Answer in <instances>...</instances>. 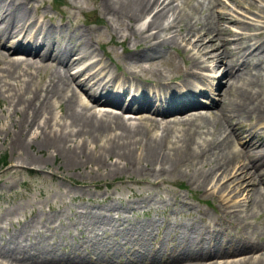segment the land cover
<instances>
[{
  "label": "bare ground",
  "instance_id": "1",
  "mask_svg": "<svg viewBox=\"0 0 264 264\" xmlns=\"http://www.w3.org/2000/svg\"><path fill=\"white\" fill-rule=\"evenodd\" d=\"M30 1L0 0V48H10L9 44L6 47L2 44L4 38L20 35V43L8 49L5 55L0 54V64L4 65L0 68V81L4 87L17 83L20 91V94L14 96V107L17 106L13 107V111L17 120L12 122L15 130L11 139L12 148L19 150L20 153H17L20 156L25 154L22 160L28 164L39 162L24 152L29 144L23 140L27 127L42 128L45 134L43 145L51 148L52 153H60L67 167L88 163L99 165L103 161L101 156H80L78 149L83 147L67 144L73 140L72 136L91 140L106 138L110 145L104 148L102 156L108 159L116 157L125 162L123 168L112 164L109 174L127 172L134 169L132 164H139L142 160L169 165L155 169L154 177L182 170L190 164L189 167L193 168L190 176L198 187L214 181L216 187L223 190V196H220L223 211L228 209L233 213L241 212L242 221L255 215V210L262 202V192L255 188V184L259 181L264 186V168L255 177L248 172V167H254L258 159L264 162V126L259 127L252 121L247 125L240 118L249 119L252 112L246 110L255 109L257 115L264 119V94L261 95L264 91V86H261L264 83V22L259 23L257 19H253L257 22H252L245 15L240 19L226 12L223 8H227L228 4L224 0H208L207 3L196 0L198 14L180 11L173 6L174 0H100V10L109 16V24L111 21L127 23V34L123 41L132 37L134 48L142 44L140 50L130 51L128 48L124 56L126 65L111 71L103 60L92 56L94 49L87 40L90 38L89 30L85 32L77 27V40L74 42L63 28L58 29L60 33L56 37L52 34L54 29L48 24L40 25L38 20H34V14L32 18L28 8ZM227 1L240 7L245 6L248 12L258 10L264 14V7H259L255 0ZM217 5L222 9L219 12L213 10ZM150 14L151 18L146 23L136 25ZM230 23L238 24L241 32L232 31L228 25ZM177 42L182 44L181 55H186L193 63V68L206 70L209 68L207 62L215 60L214 71L218 62L225 64L227 69L228 84L222 96L218 97V115L209 109L204 114L199 113L185 120L188 126L207 128L205 132L211 135L209 139L180 135L170 127L174 121L194 116L193 112L202 108L201 104L191 101L189 95L176 91L173 86L176 78L174 75L167 82L161 72H156L154 79H149L135 70L137 62L153 60L169 47H176L174 45H178ZM22 55L30 59L20 57ZM10 56L12 59H8ZM81 64L82 68L71 73L72 69ZM32 68H35L36 73L30 71ZM42 69L49 70L46 77L41 74ZM37 77L39 83L35 85ZM208 77L216 78V75L193 71L191 76H182L180 82L186 92L192 91L194 95L197 93L202 96L206 91H214L213 81ZM143 82L149 83L151 88L154 84V93ZM203 86L207 90L201 88ZM76 89L86 96L88 102L77 99ZM27 94L29 98L41 97L37 98L39 104L34 106L31 113L27 110L28 103L25 105L23 101ZM231 97L232 104L244 105L238 110H231L232 113H226L225 107H229L226 105ZM153 101L159 105L154 106ZM56 104L59 107L65 105V120L68 121L65 126L71 130H60L58 133L53 131L50 134L47 129ZM209 105L214 106L215 102L211 101ZM190 108L193 111H187ZM124 114L134 115L138 121L127 124L123 120ZM171 114L175 115L169 116ZM156 129L160 130L159 134L155 133ZM111 132H114L115 138H109ZM38 137L36 135L34 138ZM231 137L239 144L238 151L233 149L234 141ZM245 137L249 138L246 142ZM138 146L140 152L137 151ZM233 192L239 193L241 197L228 203L225 194ZM183 205L189 207L191 204L184 202ZM128 207L129 204L118 203L79 214V221L87 225L88 233L93 236L87 246L89 250L83 254L71 250L56 254L44 249L35 254L31 251L35 250L34 244H23L17 239L22 232L19 230L14 233L17 236L15 240L9 238L0 245V258L10 264H201V261L205 263L212 258H232L225 264H264V252L252 256L264 249V239L258 237L264 234V227L252 226L251 222L247 230L252 231L253 241L243 239L237 229L234 235L226 232L225 228L216 229L210 221L199 226L195 222L187 225L168 220L156 224L144 223L140 229L122 230L119 232L122 242L104 240L106 242L102 243L99 237L101 231L118 233V222L113 223L110 212H124ZM20 208V205L12 207L0 216V221L13 217ZM208 217L209 213L206 214ZM161 227L163 235L158 242L153 243V233ZM255 233L258 235L255 236ZM172 242L176 244L169 248ZM250 253L251 256H244Z\"/></svg>",
  "mask_w": 264,
  "mask_h": 264
},
{
  "label": "rangeland",
  "instance_id": "2",
  "mask_svg": "<svg viewBox=\"0 0 264 264\" xmlns=\"http://www.w3.org/2000/svg\"><path fill=\"white\" fill-rule=\"evenodd\" d=\"M65 6L56 8L57 5L52 0H31L29 3V9L31 15L33 14L38 18V23L48 24L55 29L52 34H58L59 28H63L66 32L72 36L71 41L77 40L76 31L77 27L90 31V38L87 39L93 47L94 59L103 60L111 71H116L117 67L122 68L126 65L124 56L129 48L130 51L140 50L142 44H138L135 48L133 45L134 40L132 37L127 38L124 42L127 32L125 25L126 22L120 23L118 21H111L108 23L109 16L100 10V0H64ZM207 1L208 0H201ZM228 4L227 8H223L226 12L243 19L244 15L249 16L252 22H257L253 19L260 20L259 23L264 21V14L258 10L248 12L245 6H238L234 2L224 0ZM255 3L259 7H264V0H255ZM173 6L180 9L184 13L198 14L196 0H174ZM177 9V10H178ZM213 10L219 12L222 10L220 5H217ZM150 16H146L136 23L140 26L146 23ZM232 31L241 32L238 24H228ZM183 30V25L181 26ZM43 29H46L44 27ZM9 35L6 40H10L9 44H14L15 39L20 38V35L16 38ZM68 40L65 39V41ZM123 41V42H122ZM71 43V42H70ZM174 45L176 47H169L167 51H164L160 56H156L153 60H143L137 62L135 70L138 74H142L143 77L153 78L156 72H161L166 76L165 79L175 76L177 79L183 76L182 69L184 66H191L193 63L186 59V56L181 55L182 44L178 43ZM8 49L0 48V54L5 55ZM26 59H30V57ZM8 59H12L11 56ZM91 60V58H89ZM215 60L207 62L208 69H198L191 67V72L199 71L203 74L212 73L216 75L215 79V92L216 98L222 96L223 90L227 87L228 81L226 80V68L225 64L218 62V66L215 71L213 69ZM179 66V67H177ZM4 65L0 64V68ZM83 65H79L71 70L73 73L76 70L82 68ZM35 68L30 69L33 73ZM49 73L48 69H42L41 74L44 77ZM0 74H2L0 72ZM185 74V73H184ZM3 78V77H2ZM176 79V80H177ZM1 80V78H0ZM169 80V79H168ZM11 83L14 81H10ZM35 85L39 83V77L34 80ZM264 86V83L263 85ZM17 83H12L9 87L7 84L4 87V83L0 81V216L8 212L12 207L20 205L21 208L17 211L16 215L9 217L3 221H0V245L4 244L9 238L16 239V231L22 230L21 236L17 239L23 242V244H34L35 250H31L33 253L38 251L51 250L56 254H63L69 250L75 253H84L86 246L93 239L92 235L88 233L87 225L82 224L79 221V214L85 213L89 210H96L103 206L113 204H125L128 205V209L124 212L116 213L110 212L113 216V223L118 222L116 226V232L122 230L135 228L140 229L144 223H157L162 221H175L181 223H190L191 218L195 217V223L199 226L203 225L204 215L206 211L213 212L212 223H218L224 221L223 218L217 217L211 208H214L217 214L221 212L224 219L230 222L233 230H236L237 226L242 222V213L234 212L227 213L219 211L218 205L221 203L220 196H223V190L216 187L215 182L209 183L205 186L198 187L190 176V171L193 169L189 167H183L182 170H176L174 172H168L162 177H154L155 169L159 167L168 166V164L161 165L159 163H148L146 160H142L139 164H132L134 169L127 172L111 175L109 168L115 164L120 168H123L125 162L112 157L110 159L102 156L103 150L106 146L110 145V142L106 138L91 140L87 137H73V140L67 144L69 146H81L84 149H78L80 156L83 155H96L101 156L99 165L88 163L86 165H78L76 167H67L65 160L60 153H52L51 148L43 145L42 139L45 134L42 133V128L27 127L24 131V141L29 143L24 152L33 158L38 159L39 162L35 164H28L25 160H22L20 151L12 148V135L15 128L12 127V122L17 120V115L14 113L16 94H20L17 88ZM153 89V88H151ZM77 90V89H76ZM149 91V90H148ZM255 90H252L254 92ZM77 99L80 102H88L86 96H83L79 90H77ZM264 94V91L261 95ZM24 104L29 105L28 112L31 113L34 110V106H38L41 99L40 96L29 98V94L24 95ZM264 98V96H262ZM219 101V99H218ZM217 104L213 111L217 112L220 105ZM244 105L232 104V97L229 99V104L225 107L226 113H232L231 110H238ZM235 108H234V107ZM14 107V108H13ZM65 105L61 104L59 107L57 104L52 109V121L48 126L47 131L59 132L60 130L68 132L71 129L65 126L68 123L65 120ZM95 110H98L96 108ZM251 111L249 119L240 118L241 121L247 125L250 122H256L259 127L264 126V119H261L257 115L255 109L246 110ZM194 116H185L175 123H171L170 127H173L175 133L180 135L190 136L193 135L197 139L211 138L207 132V128L188 126L186 119L196 117V115L204 114L202 112H193ZM261 113V112H260ZM124 121L127 124H134L138 121V118L134 115L124 114ZM261 120V121H259ZM190 121V120H189ZM200 119H198V123ZM41 125L42 122L40 121ZM59 124V125H58ZM44 130V129H43ZM202 131L204 133H202ZM211 130L210 132H212ZM193 134H192V133ZM156 134L160 133V130H155ZM38 135V138H34ZM109 138H115L114 132L109 135ZM234 141L233 149L238 151L240 147L236 143L234 137L230 138ZM249 138L245 137L244 142ZM81 140V141H79ZM138 146L137 151H141ZM19 151V153H17ZM170 154V153H169ZM5 158V159H4ZM42 159V160H41ZM21 160L23 162H21ZM45 160V161H43ZM255 161V166L248 167V172L255 176L259 171L264 168V162ZM26 162V163H25ZM208 165V162L206 163ZM205 165V166H207ZM129 167V166H128ZM162 172V170H160ZM256 177V176H255ZM149 181V182H144ZM158 181V182H157ZM257 189L262 192V202L259 203L258 208L255 210V215L249 218L252 226L264 227V186L256 181ZM212 186L213 188H211ZM228 190V189H227ZM228 203H231L234 198H240L239 193L225 194ZM224 195V197H225ZM184 202H189L191 205L185 207ZM219 208V209H218ZM226 211H229L228 209ZM207 213V212H206ZM239 215V219H237ZM48 217L50 220H48ZM246 221V220H245ZM227 223V222H226ZM245 223H241L243 226ZM244 228V227H242ZM119 229V230H118ZM227 231L234 235V232L228 228ZM19 233V232H18ZM99 237L109 241H119L120 236L115 232H100ZM253 239L252 231L247 230ZM14 235V236H12ZM163 235L162 228H159L152 242H158ZM258 234L255 233V236ZM23 236V238H22ZM86 236H88L86 238ZM109 236V237H107ZM258 237L264 239V234H259ZM99 240V239H97ZM122 242V239L119 241ZM176 242H172L168 245H175ZM37 250V251H36ZM263 251L255 254L250 253L247 256H259ZM228 259H210L205 263L201 261V264L215 263L225 264ZM0 264H10L0 258ZM11 264H24L22 262H14ZM194 264V263H193Z\"/></svg>",
  "mask_w": 264,
  "mask_h": 264
},
{
  "label": "trees",
  "instance_id": "3",
  "mask_svg": "<svg viewBox=\"0 0 264 264\" xmlns=\"http://www.w3.org/2000/svg\"><path fill=\"white\" fill-rule=\"evenodd\" d=\"M5 159V158H4Z\"/></svg>",
  "mask_w": 264,
  "mask_h": 264
}]
</instances>
